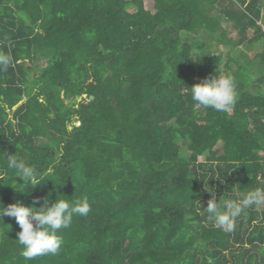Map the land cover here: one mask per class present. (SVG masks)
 <instances>
[{
  "label": "trees",
  "instance_id": "obj_1",
  "mask_svg": "<svg viewBox=\"0 0 264 264\" xmlns=\"http://www.w3.org/2000/svg\"><path fill=\"white\" fill-rule=\"evenodd\" d=\"M261 25L264 0H0V53L13 58L0 71V203L92 209L58 255L33 260L3 216L0 264H264V210L227 233L204 209L208 187L221 204L264 189ZM222 56L237 84L228 113L190 91ZM7 153L45 179L25 184Z\"/></svg>",
  "mask_w": 264,
  "mask_h": 264
},
{
  "label": "clouds",
  "instance_id": "obj_2",
  "mask_svg": "<svg viewBox=\"0 0 264 264\" xmlns=\"http://www.w3.org/2000/svg\"><path fill=\"white\" fill-rule=\"evenodd\" d=\"M13 66V58L5 53H0V71H7ZM219 76L205 79L201 83L190 87L191 98L203 108H212L217 112L228 113L232 111L237 103V84L235 79L223 74L219 68ZM5 167L9 173L20 177L25 184L35 186L41 182L37 180V169L21 159L17 154H6L4 157ZM50 167L43 174H51ZM204 209L208 219L214 222V226L224 232L232 233L236 228L237 219L253 206L264 204V189L255 188L248 191L238 200H225L221 204L217 202L214 191ZM23 191V190H18ZM38 198L33 201V206H25L19 200L4 206L0 203V220L3 216L14 217L21 231L18 232L19 245L22 246L21 255L25 260H33L46 255H58L62 250L63 239L60 234L64 229L70 227L74 215L87 216L91 205L87 199L70 202L65 199H56L53 203H45L44 207L36 208L34 205Z\"/></svg>",
  "mask_w": 264,
  "mask_h": 264
},
{
  "label": "rangeland",
  "instance_id": "obj_3",
  "mask_svg": "<svg viewBox=\"0 0 264 264\" xmlns=\"http://www.w3.org/2000/svg\"><path fill=\"white\" fill-rule=\"evenodd\" d=\"M145 7H146L147 9H149V10L152 11V10H153V9H152V2H151V1H145ZM227 30H228V32H230V35H233V34H234V32H233L230 28H227ZM202 37H203V36H202ZM260 49H261V47H258L257 50H260ZM216 50H217V51L215 52V54L219 53V51H220V52H224V53L226 52V48H225V47H220V48H218V49H216ZM224 61H225V57L222 56L220 64H218V66L216 67L215 71H213V74H214V75H213V78L219 76L218 68H219V70H220L223 74L226 73V70L224 69V66H223ZM203 81H204V80H202V82H203ZM70 101H73V99L70 100ZM76 101H78V99H76ZM74 123H77V122H74ZM186 154H187L186 150L183 149V156H185ZM257 208H258V209H262V210H264V204L258 206ZM262 254H264V251H263Z\"/></svg>",
  "mask_w": 264,
  "mask_h": 264
},
{
  "label": "water",
  "instance_id": "obj_4",
  "mask_svg": "<svg viewBox=\"0 0 264 264\" xmlns=\"http://www.w3.org/2000/svg\"><path fill=\"white\" fill-rule=\"evenodd\" d=\"M90 99H92V97H91V96H90ZM21 102H22V101H19V102H18V104H20ZM18 104H17V105H18ZM14 107H15V106H14ZM14 107H13V108H14ZM75 125H78V122H77V123H75ZM68 128L70 129L71 127L69 126Z\"/></svg>",
  "mask_w": 264,
  "mask_h": 264
},
{
  "label": "built area",
  "instance_id": "obj_5",
  "mask_svg": "<svg viewBox=\"0 0 264 264\" xmlns=\"http://www.w3.org/2000/svg\"><path fill=\"white\" fill-rule=\"evenodd\" d=\"M261 31L264 33V26L261 25Z\"/></svg>",
  "mask_w": 264,
  "mask_h": 264
},
{
  "label": "crops",
  "instance_id": "obj_6",
  "mask_svg": "<svg viewBox=\"0 0 264 264\" xmlns=\"http://www.w3.org/2000/svg\"><path fill=\"white\" fill-rule=\"evenodd\" d=\"M258 49V48H257Z\"/></svg>",
  "mask_w": 264,
  "mask_h": 264
}]
</instances>
